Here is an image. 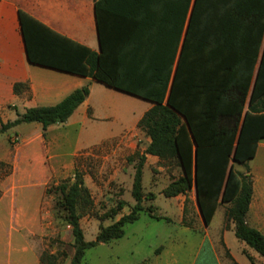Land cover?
Masks as SVG:
<instances>
[{
	"label": "trees",
	"instance_id": "trees-1",
	"mask_svg": "<svg viewBox=\"0 0 264 264\" xmlns=\"http://www.w3.org/2000/svg\"><path fill=\"white\" fill-rule=\"evenodd\" d=\"M121 1L113 42L109 0H95L100 54L20 12L32 64L90 77L154 104L138 125L150 143L135 165V204L129 214L101 225L95 240L86 241L81 219L93 211L94 201L83 174L76 169L73 178L55 187L56 217L72 230L70 264H83L88 250L123 238L125 226L143 213L171 221L157 213L151 203L156 196L145 193L147 155L180 170L164 189L165 197L195 188L206 226L220 204H229L225 228L234 223L236 237L264 258V235L247 222L254 185L248 163L264 139V0ZM21 87L16 85V92ZM89 95L85 86L55 106L18 112L15 121L1 122L0 135L39 123L45 137L49 127L66 123ZM236 164L245 171L236 170ZM125 205L120 202L108 216L115 219ZM40 264H61L60 254L45 251Z\"/></svg>",
	"mask_w": 264,
	"mask_h": 264
},
{
	"label": "crops",
	"instance_id": "crops-1",
	"mask_svg": "<svg viewBox=\"0 0 264 264\" xmlns=\"http://www.w3.org/2000/svg\"><path fill=\"white\" fill-rule=\"evenodd\" d=\"M122 4L121 0H109L111 10L108 23L113 42L117 41L116 16L120 15ZM21 11L61 36L97 54L101 52L95 0H0V124L15 121L18 112L23 114L30 108L55 106L75 90L85 86L90 88L89 97L71 118L64 124L49 127L45 137L39 123L22 124L5 133L8 139L20 130L26 131L27 136L22 140L23 145L18 153L19 160L31 167L32 173L36 170L38 173L40 171L41 177L56 179L63 175V170L75 168V159L80 153L86 156L100 155L106 159L123 152L127 154L135 147L132 142L134 131L154 104L90 77L32 64L22 33ZM188 18L189 14L186 15V31ZM16 85H22L19 92L15 90ZM144 101L148 105L143 109L141 102ZM70 128L76 133L73 137L68 132ZM71 141H74L73 152L69 155L61 153L64 145ZM157 164H160L158 157L147 155L143 172L149 170L153 174L152 168L162 172L164 169L157 167ZM248 165L254 185L247 222L264 235V139L258 143L256 156ZM119 171V168L116 169L111 177H121ZM32 173L28 172L26 179L33 178ZM129 183L128 190L131 192L133 180ZM167 187H162L157 193L162 199L160 204H157L154 186L147 194L156 196L151 203L159 215L171 221L155 220L148 215L149 220L142 224L139 219L126 225L124 237L113 244L127 247L130 257L122 261L119 254L114 255L111 264H253L245 251L255 260V264H264L263 257L254 250L257 255H253L252 249L236 237L234 223L225 228V213L229 204H220L211 224L206 226L195 188L177 197L167 198L163 194ZM38 206L37 203L18 217L16 222L21 225L20 228H35L37 221L38 230H41ZM45 214L48 215V212ZM217 218L220 220L216 222ZM14 221L12 217L11 227H14ZM128 226H132L129 233L126 230ZM111 243L97 247L113 246ZM240 254L246 259L240 258ZM40 257L34 251L27 255L8 254L0 260V264H40Z\"/></svg>",
	"mask_w": 264,
	"mask_h": 264
},
{
	"label": "rangeland",
	"instance_id": "rangeland-1",
	"mask_svg": "<svg viewBox=\"0 0 264 264\" xmlns=\"http://www.w3.org/2000/svg\"><path fill=\"white\" fill-rule=\"evenodd\" d=\"M141 103L143 109L148 105L145 101ZM68 132L70 137L76 134L72 128ZM18 134L11 135L8 139L6 134L0 135V200L3 199V202H0V260L8 254L27 255L34 251V253L42 255L47 251L51 254L59 253L61 264H66L74 254L73 236L71 228L56 217L54 205L58 197L54 193L55 187L64 180L73 178L76 169L83 174L85 183L91 191L94 209L81 219V227L86 241L95 240L101 225H111L123 215L131 212L135 202L132 191L128 190L131 185L129 182L134 180L135 165L148 146L149 138L145 132L137 128L134 131V137H132L135 147L127 154L123 152L116 157L106 159L100 155L86 156L80 153L75 159V168L71 171L63 170V175L60 178L48 179L46 176L41 177L40 171L38 173L35 170L32 173V168L25 166L19 160L18 153L27 133L20 130ZM73 150L74 141H71L64 145L61 153L69 155ZM132 157L135 161L130 163L129 159ZM160 165L162 164H157V167H162L164 169L162 172L152 168L153 174L149 170L144 173L143 186L146 194L153 186L157 194L162 187L169 186L180 175V170L177 167ZM235 167L238 171H245L241 165L236 164ZM118 168L121 177H111ZM28 172H31L34 177L26 179ZM131 178L132 180H130ZM157 197V204H160L162 199L158 194ZM120 202L126 204L124 209L119 211L115 219L109 217L110 211L116 209ZM37 203L40 208L38 222L42 227L41 230H38L40 228H38L37 221L35 228H20L21 225L16 222L18 217L22 216L28 208L35 207ZM45 212H48V215ZM12 217L15 219L14 227H11ZM146 220H149V216L143 213L140 223L142 224ZM219 220L220 218H217L215 221ZM131 227H126L128 233ZM113 243L118 242L114 241L111 244ZM250 251L253 255H257L253 250ZM117 254L122 261L128 260L127 258L130 257L127 247L113 244V246L95 247L88 250L83 264L110 263L112 256H117ZM239 257L246 259L247 255L245 257L240 254Z\"/></svg>",
	"mask_w": 264,
	"mask_h": 264
}]
</instances>
